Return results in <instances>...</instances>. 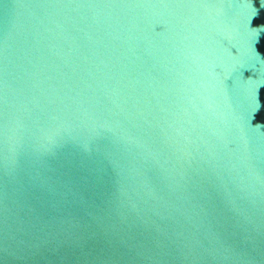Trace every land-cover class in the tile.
Wrapping results in <instances>:
<instances>
[{
    "label": "water",
    "instance_id": "obj_1",
    "mask_svg": "<svg viewBox=\"0 0 264 264\" xmlns=\"http://www.w3.org/2000/svg\"><path fill=\"white\" fill-rule=\"evenodd\" d=\"M0 264H264V0H0Z\"/></svg>",
    "mask_w": 264,
    "mask_h": 264
}]
</instances>
